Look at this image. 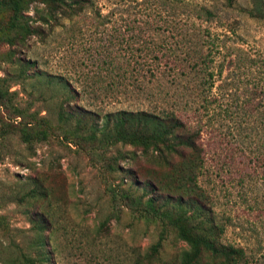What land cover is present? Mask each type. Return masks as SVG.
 <instances>
[{
  "label": "rangeland",
  "instance_id": "obj_1",
  "mask_svg": "<svg viewBox=\"0 0 264 264\" xmlns=\"http://www.w3.org/2000/svg\"><path fill=\"white\" fill-rule=\"evenodd\" d=\"M248 7V0H90L50 19L44 3L28 5L23 14L33 31L16 44L0 43V87L9 91L0 97V264L13 262L19 249L34 255L40 240L49 264H145L161 232L159 261H175L186 244L154 219L146 200L158 198L145 183L193 200V185H178V155L166 163L114 141L103 126L105 113L137 109L203 125L195 186L202 212L222 225L218 242L243 246L258 258L249 264H264V202L257 214L252 201L261 184L244 159L264 158L260 124L250 131L264 111L262 104L251 116L238 109L264 102V95L252 97L264 86V19L247 16ZM8 17L0 10V37ZM231 49L256 64H240ZM23 60L33 65L18 74ZM60 101L65 111L90 113L63 124L55 114ZM26 121L31 134L46 132L30 149L17 134ZM40 217L47 227L39 232Z\"/></svg>",
  "mask_w": 264,
  "mask_h": 264
},
{
  "label": "trees",
  "instance_id": "obj_2",
  "mask_svg": "<svg viewBox=\"0 0 264 264\" xmlns=\"http://www.w3.org/2000/svg\"><path fill=\"white\" fill-rule=\"evenodd\" d=\"M226 5H231L235 0H223ZM249 7L244 9L247 16L254 19H264V0H248ZM44 3L48 8L47 16L50 19H54V14H74L75 11L89 4L90 0H0V10H6L9 12L7 22V33H4L0 37V43L13 45L24 34H29L33 30L28 25L26 18H24L23 11L28 8L30 3ZM17 29H19L17 31ZM22 39V38H21ZM20 39V40H21ZM231 54L234 52L237 54L236 60L240 64L247 66L256 64V59L250 57L247 52L241 49H231ZM19 60V59H17ZM231 61V59H229ZM229 61V62H230ZM16 64L20 67L18 74H24L26 68L32 66L33 63L28 60L23 62L17 61ZM220 69L217 71V75H220ZM214 73H206L208 79H210V86L213 84L212 76ZM0 80L4 81V78L0 77ZM2 87V88H1ZM0 87V97L5 93H8V86ZM261 90V91H260ZM259 91H253L254 96L264 95V86L260 87ZM210 100L215 101V95L211 94ZM256 101L251 105V109L248 107L250 103H242L238 105V109L242 110V114L246 116L253 115L251 110L258 109L261 105L260 111H264L263 101ZM243 105V106H242ZM62 102L56 107V118L63 124L69 122L72 118L76 121L82 120L86 117L90 111H65ZM17 109V108H16ZM19 110V109H18ZM82 110V109H80ZM224 112H227L228 107H224ZM20 111V110H19ZM22 112V111H20ZM259 112V111H258ZM19 113V112H18ZM33 116H36V112H33ZM92 113V112H91ZM44 118L45 116H39ZM31 121L23 123L22 127L17 130L19 140L24 144L26 149L32 148V144L35 141H41L46 138L45 130H36L31 134L29 132V124ZM245 123H251L249 118L244 120ZM186 122L176 113L172 111L154 112L149 110H116L114 112L104 114V124L106 132L113 138L114 141L122 143H130L132 145L140 146L145 152L152 151L157 153L158 158L164 162H168V157L172 153H175L179 157L178 170L176 179L179 180V187L185 184H192L194 189V196H198V199L191 196L193 200H183L182 195H174L171 192H161L160 186L154 182L147 181L145 183L152 191H156V197L158 202L153 205L152 196L147 198L146 204L149 210L153 212L155 220L166 225L168 228L175 232L177 239L185 242L186 247L182 249L176 256L175 261L161 262L159 261L158 253L161 248V241L164 238V234L161 232L158 234L157 240L152 243L147 251L143 255L145 264H249L258 260L254 258L252 253H247L243 246L235 245L232 243H220L215 238L216 229L218 232L222 230V225H218L215 217L209 216L202 212L203 204L200 203L201 194L196 192L195 187L197 185V175L202 163L204 162V147L200 142V138L205 130L203 125L194 127H187ZM238 123H242L239 120ZM256 123L260 124L261 130L258 133L264 136V113L261 118L258 115L252 120L250 131H253ZM256 127V126H255ZM102 133V132H101ZM256 133V132H255ZM103 135L105 133H102ZM91 136L94 137L93 132ZM90 136V137H91ZM264 142V139H263ZM261 143L257 142V147ZM260 149V148H259ZM243 150V149H242ZM190 153V158L186 159V154ZM232 152V151H229ZM242 152V151H241ZM244 153V152H242ZM245 154V153H244ZM244 159L252 163L251 173L255 174L259 184H261V194L252 197V201L255 202L254 206L257 208V214H260L263 208L264 202V158L260 153L252 155V157L244 156ZM36 189L31 190L30 197L35 195ZM18 198V197H17ZM19 198H21L19 196ZM260 201V205L257 203ZM191 208V213L187 214L188 209ZM248 209H252L251 206ZM216 221V222H215ZM1 224V221H0ZM37 230L40 232L47 227L46 219L40 217L34 222ZM44 241L40 240L38 250L34 255L23 252L19 249L14 261L9 264H49L46 258L47 252L42 249Z\"/></svg>",
  "mask_w": 264,
  "mask_h": 264
}]
</instances>
